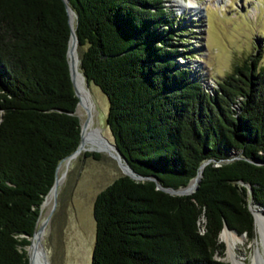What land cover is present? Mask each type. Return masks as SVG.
Wrapping results in <instances>:
<instances>
[{
  "label": "trees",
  "instance_id": "trees-1",
  "mask_svg": "<svg viewBox=\"0 0 264 264\" xmlns=\"http://www.w3.org/2000/svg\"><path fill=\"white\" fill-rule=\"evenodd\" d=\"M67 4L78 69L106 97L105 123L134 173L184 187L209 160L190 194L124 174L100 190L89 264H228L215 258L223 225L251 240L249 207L264 212V66L233 65L211 95L177 64L185 29L162 0ZM69 36L62 0H0V264H28L56 164L78 144Z\"/></svg>",
  "mask_w": 264,
  "mask_h": 264
},
{
  "label": "rangeland",
  "instance_id": "rangeland-1",
  "mask_svg": "<svg viewBox=\"0 0 264 264\" xmlns=\"http://www.w3.org/2000/svg\"><path fill=\"white\" fill-rule=\"evenodd\" d=\"M190 1L200 6L198 13L190 9ZM162 2L172 11L176 31L185 29L182 37L189 56L185 59L177 58V64L191 69V76L197 77L202 88L209 94H214L217 83L230 72L233 65L249 58H257V65L264 66V0H179L182 7L174 0ZM70 56L71 64L78 69L74 48L71 49ZM87 88L92 125L112 142L105 123L107 99L92 83ZM233 107L235 108L234 105ZM85 149L93 148L88 146ZM84 150L68 165L66 175L57 187L55 204L42 233L41 230L38 231L41 217L42 220L46 217L53 201L44 210L42 208L41 212L39 209L41 215L31 242L37 237L48 264L90 263L94 241L93 199L100 190L122 174L115 159L107 153L96 151L100 158L94 159L83 156ZM235 155L233 150L228 152L229 157ZM256 208L264 216L261 207L251 206L253 210ZM239 236L243 237V241L234 250L239 264H264V223L260 234L255 222L254 237L251 240H247L245 235ZM218 241L223 244L224 250L221 257L216 255L215 258L232 264L227 255L226 243L220 237ZM28 256L32 258L29 252ZM31 264H35L33 258Z\"/></svg>",
  "mask_w": 264,
  "mask_h": 264
},
{
  "label": "bare ground",
  "instance_id": "bare-ground-1",
  "mask_svg": "<svg viewBox=\"0 0 264 264\" xmlns=\"http://www.w3.org/2000/svg\"><path fill=\"white\" fill-rule=\"evenodd\" d=\"M174 1L178 6L182 7V4L179 2V0H174ZM189 4H190V9L194 10L195 13H198L200 11V6L194 5L195 4L194 1H190ZM191 6H193V7H191ZM69 17H70L71 24H73V13L70 12ZM71 49H72V47H70L69 60H70L71 68H72L73 81H74V84H75V87L77 90V94L79 97V103L76 107L75 112L78 114V116L80 118L79 120L81 123L84 121V119H86V120H85V122H83L84 124L82 127L81 146H80L78 151H76L71 156L63 159L61 161V163L59 164V166L57 168V172H56V185L54 188H51L49 190L48 194L45 196V198L42 202L41 210H42V208L44 210L49 204H51L53 192L57 191L58 185L63 181V179L66 175L68 165L86 147L89 146V147L93 148L94 150L110 154L113 157H117V154H116L114 147L108 142V140L106 138H104L100 134L99 130L96 127H93V125H92L91 105H90L89 98H88V88H87L79 70L75 67V65L71 64V56H70L71 55ZM86 112H88V117H86L87 116ZM121 170H124V167H122ZM198 174H199V171H198L196 177L187 185L186 189L188 191L192 190L193 186L196 184L197 178L199 176ZM252 210L253 209H251L252 213L254 211V213H253L254 224L256 222L257 230L261 234L262 233V225L264 223V216L259 211V209L256 208L253 211ZM40 222H42V217H41ZM41 233H42V230H41ZM219 237L222 238L223 241L226 243L227 255L230 258V261L232 262V264H239L238 258L234 254V250H235L236 245L243 241V237L239 236L237 233H235L232 230H227L224 228L220 232ZM36 238L37 237L32 239L33 243L30 242V245L27 246L26 249L29 252V254H32L33 262L35 264H45L43 250H42L41 246L39 245ZM38 238H40V237H38ZM30 257H29V259H30ZM31 259H30L29 264H31Z\"/></svg>",
  "mask_w": 264,
  "mask_h": 264
},
{
  "label": "water",
  "instance_id": "water-1",
  "mask_svg": "<svg viewBox=\"0 0 264 264\" xmlns=\"http://www.w3.org/2000/svg\"><path fill=\"white\" fill-rule=\"evenodd\" d=\"M62 1H63V3H64L65 10H66L67 15H68V23H69V26H70V36H69V43H68V48H67V51H66V56H67V64H68L69 77H70V81H71V84H72V88H73L74 95H75V97H76V105H75V109H76V106H77L78 103H79V97H78L77 90H76V87H75V84H74V81H73L72 68H71L70 60H69L70 47H72V48L75 49V47H76V43H77V38H76V36H75L74 28H73V24H71L69 14H70V12L73 13V22H74V19H75V14H74L73 10L68 6V4H67V0H62ZM75 50H76V49H75ZM82 77H83V76H82ZM75 109H74V113H75ZM86 115H87L86 117H88V112H86ZM85 120H86V119H84L83 122H85ZM78 121H79V119H78ZM83 122L81 123V122L79 121V140H78V144H77L76 148H75V149H74L69 155H67L66 157H69V156H71L72 154H74L76 151L79 150V148H80V146H81V134H82V127H83V124H84ZM108 142H109V141H108ZM109 143L114 147V149H115V151H116V154H117V157H113V156H111L110 154H108V155H110L113 159H115V161H116V163H117V165H118V167H119L120 169H122V167H124V170H121V173H122V174L127 175V176H129L130 178H132V179H134V180H140V181H142V180H152V181L155 182V184H156V188H157V189H160V190H162V191H164V192H166V193H169V194H171V195H185V194H190V193H192V192L196 189L197 182H198V180H199V177H200V173H201V169H202V167H203L206 163L209 162V160H206V161L202 162V163L199 165V167H198V169H199V170H198V171H199V174H198V175H199V176H198V178H197V182H196V184L193 186V189H192V190L188 191V190L186 189V188H187V185L184 186V187H178V188L162 187V186H160V185L156 182V179H155V177H153V176H141V175L135 174L134 171L128 166V164L126 163V161L121 157V155H120V153L117 151V149H116L114 143H113V142H109ZM84 151H94V152H96L97 150H93V149H85ZM66 157H64V158H62L61 160H59L58 163L56 164L55 172H54L53 183H52L51 187L49 188V190H50L51 188H54V187H55V185H56V172H57V168H58L59 164L61 163V161H62L63 159H65ZM120 160H121V161H120ZM196 175H197V173H196ZM196 175H195V176H196ZM49 190H48V191H49ZM55 196H56V192L54 191V192H53V196H52V201H53V202H52V207H51L50 211L48 212V214L46 215V217L42 220V222H41L40 225L38 226V231H39V230H42V229L44 228V226H45V224H46V222H47V220H48V218H49V216H50V214H51V211H52V209H53V207H54V204H55ZM249 210H250V207H249ZM250 213H251V215H252V218H253V224H254V216H253V213L251 212V210H250ZM38 217H39V216H38ZM223 228L229 230L225 225H223L222 229H223ZM222 229H221V230H222ZM35 230H36V228H35ZM35 230L33 231L32 236L34 235ZM232 231H234V230H232ZM234 232H235V231H234ZM235 233H236V232H235ZM238 235H244V234L242 233V234H238ZM32 236H31V237H32ZM31 237H30V238H31ZM29 244H30V239H29ZM43 255H44V259H45V264H48L47 259H46V256H45V251H44V249H43ZM27 261H28V264H29V262H30L29 256H27ZM228 264H229V263H228Z\"/></svg>",
  "mask_w": 264,
  "mask_h": 264
}]
</instances>
